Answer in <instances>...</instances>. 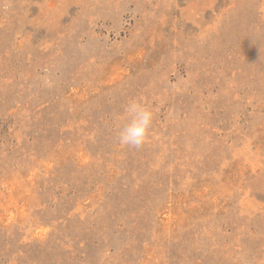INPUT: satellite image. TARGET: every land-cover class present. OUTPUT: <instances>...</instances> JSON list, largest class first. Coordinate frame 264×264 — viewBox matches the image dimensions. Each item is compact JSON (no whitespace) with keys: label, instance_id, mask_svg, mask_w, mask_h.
I'll return each mask as SVG.
<instances>
[{"label":"rangeland","instance_id":"374dc122","mask_svg":"<svg viewBox=\"0 0 264 264\" xmlns=\"http://www.w3.org/2000/svg\"><path fill=\"white\" fill-rule=\"evenodd\" d=\"M0 264H264V0H0Z\"/></svg>","mask_w":264,"mask_h":264}]
</instances>
